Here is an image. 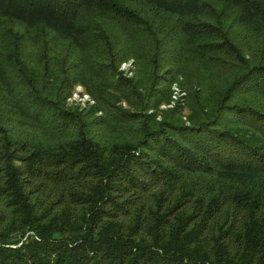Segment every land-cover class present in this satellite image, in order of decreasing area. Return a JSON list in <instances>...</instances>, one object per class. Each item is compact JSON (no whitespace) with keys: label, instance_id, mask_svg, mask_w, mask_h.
<instances>
[{"label":"trees","instance_id":"1","mask_svg":"<svg viewBox=\"0 0 264 264\" xmlns=\"http://www.w3.org/2000/svg\"><path fill=\"white\" fill-rule=\"evenodd\" d=\"M0 264H264V0H0Z\"/></svg>","mask_w":264,"mask_h":264},{"label":"rangeland","instance_id":"2","mask_svg":"<svg viewBox=\"0 0 264 264\" xmlns=\"http://www.w3.org/2000/svg\"><path fill=\"white\" fill-rule=\"evenodd\" d=\"M126 68H128V69L132 68L131 63H127L126 64ZM126 74L128 75V77L132 76V73H130V72H127ZM175 86L178 87L183 92V94L176 96V99L172 98V100L174 102L170 101L169 105L165 104V105L161 106L160 110H165V109H168V108H172L175 105H182V106L184 105V101H185V98H186V91L183 90L181 88V86H179L178 84H173L172 87H171V94H172V90H173V88ZM172 95H171V97H172ZM87 103H88V105H92L91 98L86 93H84V90H83L82 87L77 86L75 88V91L73 92L71 98L68 100V104L69 105H75V106H78L80 108H85L87 106Z\"/></svg>","mask_w":264,"mask_h":264},{"label":"built area","instance_id":"3","mask_svg":"<svg viewBox=\"0 0 264 264\" xmlns=\"http://www.w3.org/2000/svg\"><path fill=\"white\" fill-rule=\"evenodd\" d=\"M126 64L127 63H124V64H122V66H121V70L122 71H124V72H127L128 71V68H126ZM172 98L173 99H176V96H178V95H182L183 94V92L178 88V87H174L173 88V90H172ZM172 102H174L173 100H172Z\"/></svg>","mask_w":264,"mask_h":264}]
</instances>
